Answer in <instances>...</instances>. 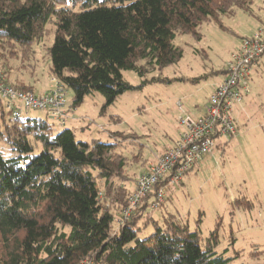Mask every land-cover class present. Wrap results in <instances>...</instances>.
Masks as SVG:
<instances>
[{"label":"trees","instance_id":"obj_1","mask_svg":"<svg viewBox=\"0 0 264 264\" xmlns=\"http://www.w3.org/2000/svg\"><path fill=\"white\" fill-rule=\"evenodd\" d=\"M251 3L0 0V49L11 54L12 47H19L31 54L53 23L51 76L73 91V109L99 93L106 110L137 88L123 72L136 73L143 86L156 81L148 75L183 58V49L174 44L177 35L200 40L203 22L234 15L236 8L250 10ZM6 55H0L3 70ZM6 116L1 107L0 264H234L216 252L217 231L202 239L201 219L191 231L179 216L163 215V223L153 218L154 192L123 226L116 223L129 206L126 182L136 176L127 168L147 164L142 151L129 157L116 144L78 141L72 129L58 131L48 117ZM167 182L160 181L155 190ZM140 222L152 224L154 231L141 237Z\"/></svg>","mask_w":264,"mask_h":264},{"label":"rangeland","instance_id":"obj_2","mask_svg":"<svg viewBox=\"0 0 264 264\" xmlns=\"http://www.w3.org/2000/svg\"><path fill=\"white\" fill-rule=\"evenodd\" d=\"M250 8H236L234 15L203 22L198 29L200 40L177 35L174 44L183 49V58L148 75L147 79L156 81L143 86L136 73L123 72L124 78L137 88L121 95L106 110V100L99 93L86 97L81 106L73 109V91L66 89V125L49 121L58 131L72 129L78 141L99 139L116 144L118 152L126 156L133 157L142 151L143 159L150 160L155 152L165 150L177 140L183 131L179 122L183 111L197 117V111L205 108L242 39L262 28L264 0H252ZM47 29V35L33 46L31 54L18 46L12 47L11 54L0 49V55L7 54V72L2 69L6 76L11 82L30 85L37 95L54 86L49 55L55 38L54 24ZM250 88L251 94L241 103L242 114L234 113V138L225 144L226 140H218L213 152L186 174L183 182L167 187L165 204L149 210L161 223L163 215L179 216L191 231L201 219L202 239L217 231L216 252L234 259V264H264V217L259 215L264 211V55L260 66L253 70ZM32 114L46 118L42 111ZM118 134L131 136L124 140ZM141 170V166L134 164L127 168L131 176ZM135 179L126 182L131 193L136 187ZM252 212L256 214L253 220ZM139 225L144 228L141 237L154 231L152 224Z\"/></svg>","mask_w":264,"mask_h":264},{"label":"built area","instance_id":"obj_3","mask_svg":"<svg viewBox=\"0 0 264 264\" xmlns=\"http://www.w3.org/2000/svg\"><path fill=\"white\" fill-rule=\"evenodd\" d=\"M263 55L264 22L256 34L243 38L239 49L233 53L225 67V79L211 95L205 115L193 117L181 113L179 122L183 131L178 141L156 163L136 177V187L131 193L129 206L116 219L119 226L125 224L150 193H155V202L150 209H159L166 201L167 187L181 183L186 174L213 152L219 139L236 135L235 109L251 94L250 79ZM53 82L50 91L36 95L12 85L0 66V101H4L5 112L14 119H24L33 111H42L51 120L65 126L68 118L64 110L67 90L57 79L53 78ZM166 179L167 184L155 190L156 185Z\"/></svg>","mask_w":264,"mask_h":264},{"label":"crops","instance_id":"obj_4","mask_svg":"<svg viewBox=\"0 0 264 264\" xmlns=\"http://www.w3.org/2000/svg\"><path fill=\"white\" fill-rule=\"evenodd\" d=\"M260 60H261V58L258 60V62H257V65L255 66V68L257 67H259L260 66ZM1 65V64H0ZM2 66V65H1ZM5 71H6V69H4ZM7 72V71H6ZM8 74V73H7ZM8 76V80H9V82L11 83V84H13V85H23V86H27V87H30L32 90H33V88L30 86V85H26V84H23V83H20V82H16V83H14V82H11V80H10V78H9V75H7ZM224 77H223V80L218 84V86L224 81V79H225V75H223ZM217 86V87H218ZM52 89V87H50V88H48L47 90H43L40 94H38V95H42V94H44V93H46V92H48V91H50ZM216 89V88H215ZM215 91V90H214ZM213 91V92H214ZM33 92H34V90H33ZM213 92H212V94H213ZM37 95V94H36ZM244 103V102H243ZM242 103V104H243ZM2 105H0V108L1 107H3L4 108V105H3V103H1ZM242 104H240V105H238L237 107H236V111H235V113H237V112H239V114H242V112H240L241 111V106H242ZM207 105H208V103H207ZM206 105V106H207ZM206 106H205V108H203L201 111H197V117H200V116H203V115H205V113H206ZM64 110L67 112V117H68V115H69V113H68V110H66V108H64ZM5 111V110H4ZM184 112V111H183ZM45 113V112H44ZM181 115V114H180ZM29 117H34V115L32 114V113H30V115H29ZM48 117V115H47V113H46V118ZM36 118H38V117H36ZM49 118V117H48ZM49 120H50V118H49ZM75 120V119H74ZM180 135V134H179ZM234 137H232V138H230V139H223V140H226V142H224V144L225 143H227L229 140H231V139H233ZM178 139H179V136H178V138H177V140L175 141V142H173V144L172 145H170V146H168V147H166V149L165 150H163V151H161V152H155L154 153V155H153V157L150 159V160H147V164H146V166L145 167H143L142 168V170L138 173V174H136V176H138L140 173H143L144 171H146L147 170V168L150 166V165H152V164H154V163H156L157 162V160L159 159V157H161L162 156V154L165 152V151H167L168 149H170L171 147H173L174 146V144L178 141ZM219 140H222V139H219ZM222 147H223V145H221ZM224 148V147H223ZM198 166V165H197ZM196 168V167H195ZM194 168V169H195ZM136 176H134L135 178H136ZM183 182V181H182ZM263 211V210H262ZM259 215L261 216V217H264V211L263 212H261V213H259ZM258 215V216H259ZM256 216V214L254 213V212H252L251 214H250V218L253 220L254 219V217ZM256 246V245H255ZM256 247H258V246H256ZM257 251H259V252H261L260 250H257ZM264 252V251H263Z\"/></svg>","mask_w":264,"mask_h":264}]
</instances>
